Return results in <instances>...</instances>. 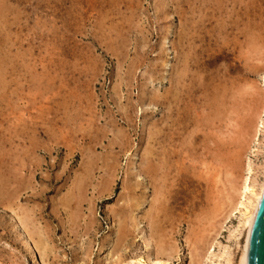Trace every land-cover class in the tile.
Segmentation results:
<instances>
[{"label":"rangeland","instance_id":"1","mask_svg":"<svg viewBox=\"0 0 264 264\" xmlns=\"http://www.w3.org/2000/svg\"><path fill=\"white\" fill-rule=\"evenodd\" d=\"M263 101L264 0H0V264H238Z\"/></svg>","mask_w":264,"mask_h":264},{"label":"bare ground","instance_id":"2","mask_svg":"<svg viewBox=\"0 0 264 264\" xmlns=\"http://www.w3.org/2000/svg\"><path fill=\"white\" fill-rule=\"evenodd\" d=\"M212 1V0H211ZM197 2H199V1H197ZM222 3V2H221ZM201 4V3H200ZM212 4V3H211ZM214 4V3H213ZM204 5V4H203ZM206 8V7H205ZM204 8V9H205ZM226 27V26H225ZM195 38V37H194ZM192 45V44H191ZM190 45V46H191ZM224 49H226V48H224ZM195 50V49H194ZM226 51V50H225ZM190 52V51H189ZM227 52V51H226ZM186 54V53H185ZM186 60V59H185ZM186 62V61H185ZM186 64V63H185ZM194 64V63H193ZM234 64V63H233ZM189 67V66H188ZM186 68V67H185ZM181 69H182V66H181ZM180 69V70H181ZM194 69V68H193ZM187 70V69H186ZM187 72V71H186ZM181 73V72H180ZM177 74V73H176ZM186 74V73H185ZM198 74V73H197ZM183 75V74H182ZM190 75V74H189ZM203 76V75H202ZM178 78V77H177ZM180 78V77H179ZM186 78V77H185ZM182 79V78H181ZM223 79V78H222ZM226 79H228V78H226ZM199 80V79H198ZM175 81H178V80H175ZM196 81V80H195ZM179 82H180V80H179ZM223 82H224V80H223ZM227 82V81H226ZM184 83V82H183ZM217 83V82H216ZM222 83V82H221ZM173 84V83H172ZM171 84V87L173 86ZM176 84V83H175ZM182 84V83H181ZM198 84H199V82H198ZM197 84V85H198ZM213 84H215V83H213ZM212 84V85H213ZM218 84H219V82H218ZM184 85V84H183ZM220 85V84H219ZM218 85V86H219ZM223 85V84H222ZM217 86V87H218ZM183 87H186V86H183ZM222 87V86H221ZM175 88V87H174ZM186 89H188V87L186 88ZM213 89H215V87L213 88ZM191 90V89H190ZM217 90V89H216ZM216 90H215V93H217L216 92ZM223 90V89H222ZM169 91V90H168ZM172 91H174V90H172ZM177 91V90H176ZM218 91V90H217ZM175 92V91H174ZM178 92V91H177ZM191 92V91H190ZM206 92V91H205ZM214 92V91H213ZM223 92V91H222ZM221 92V93H222ZM170 94V93H169ZM173 94V93H172ZM168 95V94H167ZM166 95V96H167ZM201 95V94H200ZM222 95V94H221ZM215 96V95H214ZM186 97V96H185ZM202 97V96H201ZM216 97V96H215ZM220 97V96H219ZM167 98V97H166ZM172 98V97H171ZM199 98V97H198ZM203 98V97H202ZM209 98V97H208ZM223 99H224V97H222ZM226 98V97H225ZM174 99H175V97H174ZM206 99H207V97H206ZM220 99H221V97H220ZM222 99V100H223ZM204 100L205 99H203L202 101L204 102ZM210 100V99H209ZM209 100H208V104H209ZM225 100V99H224ZM174 101V100H173ZM221 101V100H220ZM219 101V102H220ZM221 102H223V101H221ZM179 103V102H178ZM206 103V102H205ZM212 103V102H211ZM171 104V103H170ZM177 104V103H176ZM175 104V105H176ZM198 104V103H197ZM201 104V103H200ZM213 104V103H212ZM216 104H217V102H216ZM221 105H224L223 103L221 104L220 103V106ZM219 106V105H218ZM168 107V106H167ZM205 107V106H204ZM203 107V108H204ZM210 107V106H209ZM212 107V106H211ZM217 107V106H216ZM215 107V108H216ZM263 109H261V111H260V114H258L259 116H257V120H256V122H255V128H254V134H253V140H258V137L260 136V134H261V132L264 130V120H263V114H264V101H263ZM169 108V107H168ZM196 108H198V107H196ZM200 108V107H199ZM202 108V109H203ZM218 108V107H217ZM216 108V109H217ZM194 109H195V107H194ZM168 110H170V109H168ZM196 110V109H195ZM204 110V109H203ZM212 110V109H211ZM191 111V110H190ZM197 111V110H196ZM210 111V110H209ZM213 111V110H212ZM195 112V111H194ZM207 112V111H206ZM169 113V112H168ZM196 113V112H195ZM198 113V112H197ZM199 113H200V110H199ZM202 113V112H201ZM193 115V114H192ZM200 115V114H199ZM209 115V114H208ZM194 116V115H193ZM192 116V117H193ZM202 116V115H201ZM201 116H198L199 117V119H201L202 120V118H200ZM204 116V115H203ZM205 117H206V119L208 118L206 115H205ZM214 117V116H213ZM211 118H212V116H211ZM171 119V118H170ZM210 118H208L206 121H208ZM214 119V118H213ZM169 120V119H168ZM193 120V119H192ZM203 120H205V119H203ZM211 121V120H210ZM202 122V121H201ZM209 122V121H208ZM205 123V122H204ZM203 122H202V124L203 125H205ZM168 124H170V123H168ZM197 124H199V123H197ZM210 125H211V123H210ZM207 126L209 127V125H208V123H207ZM200 127V126H199ZM205 127V130H206V126H204ZM170 128V127H169ZM200 128H202V127H200ZM172 130H173V128H172ZM192 130H194V128H192ZM196 130V129H195ZM200 130V129H199ZM158 131H159V129H158ZM161 131V130H160ZM164 130H162V132H163ZM202 131V130H201ZM167 132V131H166ZM191 132V131H190ZM194 133V132H193ZM153 134V133H152ZM160 134V133H159ZM158 134V135H159ZM157 135V134H156ZM191 135V134H190ZM194 135V134H193ZM155 136V135H154ZM181 136V135H180ZM187 136V135H186ZM186 136H185V138H186ZM204 136H205V134H204ZM184 137V136H183ZM191 136H189L188 138H190ZM207 137V136H206ZM152 138V137H151ZM188 138H186V139H188ZM209 138V137H208ZM155 139H156V136H155ZM186 139H184V140H186ZM152 140V139H151ZM193 140V139H192ZM205 140V139H204ZM153 141V140H152ZM207 141V140H206ZM168 142V141H167ZM176 143V142H175ZM190 143V144H189ZM204 143V142H203ZM207 143H208V141H207ZM180 144V143H179ZM182 144V143H181ZM185 144V143H184ZM152 145V144H151ZM161 145V144H160ZM170 145V144H169ZM176 145V144H175ZM183 145V144H182ZM181 145V146H182ZM189 145H191V142H190V140H188V144H187V147L189 146ZM196 145V144H195ZM192 146V145H191ZM190 146V147H191ZM203 146V145H202ZM204 147V146H203ZM203 147L201 148V149H203ZM153 148V147H152ZM161 148V147H160ZM164 148V147H163ZM172 148V147H171ZM189 148V147H188ZM205 148V147H204ZM155 149H157V148H155ZM155 149H151L152 151H154ZM166 149V148H165ZM185 149V148H184ZM181 150V149H180ZM179 150V151H180ZM186 150H188V149H186ZM185 150V151H186ZM149 152H150V150H148ZM182 151V150H181ZM157 152V151H156ZM183 152H184V150H183ZM182 152V153H183ZM186 152H188V151H186ZM190 152V151H189ZM188 152V153H189ZM191 152H192V150H191ZM196 152V151H195ZM159 153H161L160 151H159ZM149 154V153H148ZM157 154V153H156ZM184 154H185V152H184ZM184 154H182V156L184 155ZM193 155H194V153H192ZM152 155V154H151ZM151 155H148V156H151ZM162 155V154H161ZM190 155V154H189ZM193 155H192V157H193ZM195 155H197V154H195ZM154 156H156V155H154ZM153 156V157H154ZM185 156V155H184ZM156 157H158V156H156ZM162 157V156H161ZM185 157H188V156H185ZM197 157H199V153H198V156H195V159H198ZM159 158H160V156H159ZM180 158H181V156H180ZM194 158V157H193ZM146 159H149V157L148 158H146ZM156 159V158H155ZM189 159V158H188ZM194 159V160H195ZM181 160H182V158H181ZM185 160H187V159H185ZM190 160H191V158H190ZM194 160H191V161H194ZM149 161V160H148ZM156 161H158V160H155V161H153V162H155L156 163ZM145 162V161H144ZM147 162V161H146ZM152 162V161H151ZM180 162V161H179ZM183 162V161H182ZM149 163V162H148ZM163 163V162H162ZM167 163V162H166ZM161 164V163H160ZM181 164H183V163H181ZM153 165V164H152ZM162 165V164H161ZM160 165V166H161ZM168 165V164H167ZM178 165V164H177ZM176 165V166H177ZM181 166V165H180ZM183 166V165H182ZM262 166V165H261ZM91 168H93V167H91ZM158 168V167H157ZM168 168V167H167ZM260 168V167H259ZM163 169V168H162ZM87 170V169H86ZM92 169H90V171H91ZM261 175L262 176H260V177H262L261 179L262 180H258V178L256 179L255 177L254 178H252V172H253V170H252V168H251V166L250 165H248V167H247V176L245 177H243L242 178V180H241V184H240V186H238L239 188L237 189V187L236 188H234L235 190H236V197L235 198H233V196H232V198L230 197V201H229V208L227 209V214H223V211H222V214H223V216H225V218H223L224 219V221L223 222H226V220H229V219H231V218H233V217H235L236 215L238 216V226H237V228H235L234 230H232L231 232H229L230 233V235H229V233H228V235H229V238H230V240L231 239H233L234 238V240L235 241H237L238 243H239V240H241L242 239V237L241 238H239V236H242V234H244L243 235V243H242V247H241V254H240V257H239V260H237L238 261V264H248V253H249V245H250V240H251V236H252V232H253V228H254V224H255V221H256V217H257V214H258V210H259V206H260V203H261V200H262V197H263V194H264V165L261 167ZM84 171V170H83ZM89 171V170H88ZM162 171H164V170H162ZM166 171H167V169H166ZM166 171H165V173H166ZM86 173L85 174H87L88 172L87 171H85ZM92 172H93V170H92ZM144 172V171H143ZM180 172V171H179ZM15 173V172H14ZM83 173V172H82ZM147 173V172H146ZM149 173V172H148ZM164 173V172H163ZM164 173V174H165ZM113 174V173H112ZM111 174V175H112ZM150 174H151V172H150ZM164 174H162L163 176H164ZM172 174H173V172H172ZM148 175V174H147ZM88 177V175H85V177ZM89 176H92V175H90L89 174ZM163 176H162V178H163ZM93 177V176H92ZM151 177V176H150ZM165 177V176H164ZM167 177V176H166ZM82 178V177H81ZM12 179V178H11ZM85 179V178H84ZM87 179V178H86ZM89 179V178H88ZM92 179V178H91ZM111 179V178H110ZM109 179V180H110ZM164 179H166V178H164ZM14 180V179H13ZM175 179L173 178V180L172 181H174ZM7 181V180H6ZM8 181H10V180H8ZM12 181V180H11ZM82 181V180H81ZM81 181H79V182H81ZM91 181V180H90ZM107 181V180H106ZM169 181V180H168ZM83 182V181H82ZM84 182H86V181H84ZM109 182V181H108ZM107 182V183H108ZM160 182V181H159ZM167 182V181H166ZM165 181H164V183H166ZM171 182V181H170ZM170 182H169V184H170ZM162 183V182H161ZM172 183V182H171ZM174 183V182H173ZM4 184V183H3ZM80 184V183H79ZM104 184V183H103ZM106 185H108V184H106ZM162 185V184H161ZM161 185H159V186H161ZM170 185H172V184H170ZM81 186V185H80ZM88 186V185H87ZM87 186H85V187H87ZM104 186V185H103ZM102 186V187H103ZM110 186V185H109ZM165 186V185H164ZM101 187V188H102ZM169 187V186H168ZM172 187V186H171ZM11 188V187H10ZM19 188V187H18ZM73 188V187H72ZM80 188V187H79ZM78 188V189H79ZM84 188V187H83ZM105 189H106V187H104ZM103 188V189H104ZM76 189V188H75ZM85 189V191H87V189L86 188H84ZM83 189V190H84ZM108 189V188H107ZM161 189V188H160ZM162 189H163V187H162ZM161 189V190H162ZM167 189V188H166ZM164 190V189H163ZM8 191V190H7ZM17 191V190H16ZM80 191V190H79ZM105 191V190H104ZM159 191V190H158ZM158 191H156V192H158ZM168 191V190H167ZM101 192H102V190H101ZM81 193V192H80ZM162 193V192H161ZM166 193V192H165ZM165 193H162V194H164L165 195ZM82 194V193H81ZM84 194V193H83ZM82 194V198H84L83 196L85 195H83ZM74 195V194H73ZM157 195V194H156ZM161 195V194H160ZM159 195V196H160ZM163 195V196H164ZM76 196H78L77 194H76ZM81 196V195H80ZM166 196V195H165ZM70 197V196H69ZM162 197V196H161ZM74 198V197H73ZM80 198V197H79ZM163 198H165V197H163ZM81 199V198H80ZM156 199V198H155ZM155 199H153V200H155ZM158 199V198H157ZM159 199H161V198H159ZM82 200V199H81ZM164 200H166V199H164ZM75 201H77V200H75ZM80 201V200H79ZM159 201V200H158ZM157 200H155V203L156 202H158ZM161 201V200H160ZM167 201V200H166ZM71 202V201H70ZM154 202V201H153ZM163 202V201H162ZM80 203V202H79ZM82 203V202H81ZM159 204V203H158ZM224 204V203H223ZM226 204V203H225ZM224 204V205H225ZM82 205V204H81ZM157 205V204H156ZM228 205V204H227ZM226 205V206H227ZM155 206V205H154ZM158 207H160V205L158 206ZM76 208V207H75ZM82 208V207H81ZM12 209V208H11ZM21 209V208H20ZM79 209H80V207H79ZM154 209V208H153ZM155 210H157V209H155ZM160 210V209H159ZM223 210H224V208H223ZM19 211V210H18ZM22 212H23V210H22ZM225 212V211H224ZM13 213L16 215V220H15V222H16V226H17V229H18V232H16V233H20L21 235H22V233H21V229H20V227L26 232L25 234H26V236H27V238L31 241V243L33 244V249L35 248V249H38V250H36V251H40L39 250V245H38V243L35 241V239H34V233L33 232H31L32 230H30L29 229V226H28V224H27V222H26V220H24L21 216H19L18 214L20 213V211L18 212V214H17V210L16 211H14L13 210ZM221 214V215H222ZM23 215V214H22ZM221 217V216H220ZM73 219V218H72ZM77 220V219H76ZM219 222H220V220H219ZM15 226V227H16ZM218 226H222V225H218ZM226 226V225H225ZM219 228V227H218ZM223 228V226L221 227V229ZM16 228H15V231L17 230ZM213 229V228H212ZM221 229H220V231H221ZM215 230H217V227H216V229ZM224 229H222V231H223ZM23 231V232H24ZM34 231V230H33ZM213 233V232H212ZM212 233H210V234H212ZM215 234H216V236L218 237V235H219V233L217 232V231H215L214 232ZM20 234H19V237H20ZM18 235V234H17ZM23 236V235H22ZM215 236V238H213L212 239V241L211 242H209V244L207 245V249H206V251L204 250V247H205V245L203 246V250H204V252H202L203 253V255L201 256V255H199V256H201V259H200V263H203V262H205V260L207 261L210 257H216L217 255H218V253L216 254L215 253V250H216V248H217V246H219V242H217V237ZM36 237V236H35ZM209 237V236H208ZM210 237H211V235H210ZM24 240H25V242H24V244H26L27 245V248H29V240H26L25 238H24ZM202 242H204V241H202ZM208 242V241H207ZM201 243V242H200ZM238 246V245H237ZM225 247V246H224ZM231 247V246H230ZM219 248V247H218ZM33 249H31L32 251H33ZM222 249V248H221ZM230 249V248H229ZM233 249V248H232ZM236 249V248H235ZM202 250V251H203ZM237 250V249H236ZM234 251V250H233ZM219 252V251H218ZM225 252V251H224ZM232 252V251H231ZM231 252H229V251H227V252H225V254H226V256H227V259H226V264H234L233 263V258H232V254H231ZM220 253V252H219ZM223 253V252H222ZM221 255V254H220ZM34 256V255H33ZM224 256V255H223ZM38 257V256H37ZM43 257H45V256H42V258ZM219 257V256H218ZM217 257V258H218ZM225 258V257H224ZM35 259V258H34ZM157 259H159V258H157ZM223 260V259H222ZM160 260H158L156 263H151V264H160L161 262H159ZM220 261V260H219ZM236 262V261H235ZM37 263H38V261H37ZM221 263H222V261H221ZM36 264V263H35ZM223 264H225L224 262H223ZM236 264V263H235Z\"/></svg>","mask_w":264,"mask_h":264},{"label":"water","instance_id":"3","mask_svg":"<svg viewBox=\"0 0 264 264\" xmlns=\"http://www.w3.org/2000/svg\"><path fill=\"white\" fill-rule=\"evenodd\" d=\"M248 264H264V194L250 240Z\"/></svg>","mask_w":264,"mask_h":264}]
</instances>
